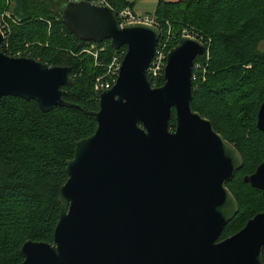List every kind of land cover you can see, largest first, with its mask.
<instances>
[{
    "label": "water",
    "instance_id": "1",
    "mask_svg": "<svg viewBox=\"0 0 264 264\" xmlns=\"http://www.w3.org/2000/svg\"><path fill=\"white\" fill-rule=\"evenodd\" d=\"M60 14L81 39L109 40L126 52L116 83L100 93L99 109L87 112L95 133L78 140L67 161L53 242L27 240L19 264H264V211L219 240L239 212L227 183L244 160L191 107L193 68L205 43L182 36L168 53L165 83L152 87L158 26H121L109 7L89 1H67ZM4 41L0 30V47ZM74 82L68 66L0 51V101L34 100L44 112L78 107L64 98ZM257 127L264 132V102ZM244 180L264 196V158Z\"/></svg>",
    "mask_w": 264,
    "mask_h": 264
},
{
    "label": "trees",
    "instance_id": "2",
    "mask_svg": "<svg viewBox=\"0 0 264 264\" xmlns=\"http://www.w3.org/2000/svg\"><path fill=\"white\" fill-rule=\"evenodd\" d=\"M109 1L115 11L133 7L130 0ZM66 3L15 0L16 19L0 48L10 56L20 52L49 66L70 67L75 82L64 87V98L78 106L44 112L34 100L6 96L0 101V264L22 262L20 249L29 239L53 242L67 161L74 158L76 142L98 126L95 116L87 113L99 109L96 78L113 53L126 52L109 40L99 42L105 50L96 65L94 56L84 51L92 42L75 35L61 17ZM8 9L0 0V13ZM154 14L161 42L170 25L174 38L169 50L189 28L206 44L207 53L196 58L193 68L191 107L209 118L244 160L227 183L239 212L225 226L219 238L223 240L264 211L262 191L244 180L264 158V132L257 127L264 102V0H158ZM164 83L162 78L159 86ZM175 127L173 110L170 128Z\"/></svg>",
    "mask_w": 264,
    "mask_h": 264
},
{
    "label": "built area",
    "instance_id": "3",
    "mask_svg": "<svg viewBox=\"0 0 264 264\" xmlns=\"http://www.w3.org/2000/svg\"><path fill=\"white\" fill-rule=\"evenodd\" d=\"M5 1L7 5H10V3H13V0H5ZM66 1L68 2L89 1L96 5L107 6L115 13V15L117 16L119 20V24L121 26L130 24V23H145L149 25L158 26L154 12H146V13L138 14L134 12L132 8L130 7H125L119 11H115L109 0H66ZM10 16L11 15L8 13V10H5L1 14V18H0V30L2 31L4 35L5 41L7 39L8 33L10 32V23L6 20V17L7 18L9 17L10 19H12ZM182 36H190V37L200 39L198 38V35L193 32V30H189V29H184ZM173 38H174V35H172L171 28L169 25L167 39L165 42H161L159 40L157 47H156L155 56L152 60L151 65L148 68V78L151 83V86L153 85L152 87L158 86L160 80L164 78L165 67L167 63V56H168V53L170 52L169 50V46L171 44L170 40L171 39L173 40ZM90 45H91L90 47L91 49L86 48L84 49V51L94 56L96 65L101 64L98 57H99V54L105 50V46L98 45V43H94V42L90 43ZM205 53H207V46H206ZM17 56H21V53L19 52ZM121 65H122V61L117 56H114L111 59V61H109L105 65V72L102 75L98 76L95 81V89L99 93L105 90L111 89L114 86V84L116 83L118 79Z\"/></svg>",
    "mask_w": 264,
    "mask_h": 264
},
{
    "label": "rangeland",
    "instance_id": "4",
    "mask_svg": "<svg viewBox=\"0 0 264 264\" xmlns=\"http://www.w3.org/2000/svg\"><path fill=\"white\" fill-rule=\"evenodd\" d=\"M6 2V1H5ZM14 5H15V0H13V3H10V5H7V3H6V6L9 8L8 9V13L11 15L10 17L14 20V19H16V17H15V15H14V13H13V7H14ZM154 7H155V2L153 1V0H133V7H132V10L134 11V12H136V13H138V14H142L143 12H153V11H155L154 10ZM155 9H156V7H155ZM1 14L2 13H0V18H1ZM12 19H10L9 17L7 18L6 17V20L10 23L11 21H12ZM189 30H190V28H189ZM192 30V29H191ZM182 33H183V31H182ZM28 47V46H27ZM91 47V45H89L87 48L88 49H91L90 48ZM1 48V47H0ZM1 51V50H0ZM23 53V52H22ZM24 53H28L27 52V50L26 51H24ZM85 53L87 54V55H89V56H93V55H91L90 53H88V52H86L85 51ZM114 56H117L121 61L123 60V57H124V55H123V53H119V52H115V53H113V55H112V57H111V59L114 57ZM95 59V58H94ZM111 59H110V61H111ZM251 66L250 65H248V66H246V68H250ZM153 86V85H152ZM156 87H160L159 85L158 86H156ZM94 88H95V84H94ZM96 90V89H95ZM97 91V90H96ZM98 92V91H97Z\"/></svg>",
    "mask_w": 264,
    "mask_h": 264
},
{
    "label": "crops",
    "instance_id": "5",
    "mask_svg": "<svg viewBox=\"0 0 264 264\" xmlns=\"http://www.w3.org/2000/svg\"><path fill=\"white\" fill-rule=\"evenodd\" d=\"M130 1L133 3V0H130ZM153 1L155 2V7H156L158 0H153ZM168 1H177V0H168ZM155 7H154V10H155ZM143 13H146V12H143Z\"/></svg>",
    "mask_w": 264,
    "mask_h": 264
}]
</instances>
